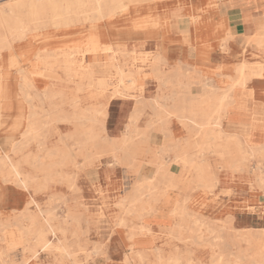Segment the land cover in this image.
<instances>
[{
  "label": "bare ground",
  "instance_id": "bare-ground-1",
  "mask_svg": "<svg viewBox=\"0 0 264 264\" xmlns=\"http://www.w3.org/2000/svg\"><path fill=\"white\" fill-rule=\"evenodd\" d=\"M149 1L155 0H23L10 5L15 6L12 8L15 19L4 15L0 9V242L4 243L0 248V257H7L11 251L21 248L24 257L19 264H31V258L37 257L42 251H58L61 261L82 264L76 259V246L79 243L69 244L67 239L70 233L79 235L83 218L70 205L66 216H58L52 204L57 200H65L63 195L53 194L46 207L41 205V196L49 192L50 181H74L77 174H69L64 169L76 167L80 171L91 168L100 156L106 154H113L115 161L138 171L142 164L138 157L146 152L150 131H167L172 117L181 122L190 136L184 144L177 141L163 151H176L173 161L194 171L193 181L197 186L212 190L216 183L206 159L194 161L187 152L188 146L192 145L200 147L202 155L216 151L228 161L237 158L240 162L246 157H256L258 165L263 168L259 173V185L264 190V145L257 147L249 144L250 135L245 127L242 131L232 133H226L221 128L229 103L225 102L224 93H219L217 88L206 83L209 75L218 78L221 69V66L218 71L205 69L206 63L216 61L210 58L209 48L218 44L217 38L224 31L227 33L220 43L225 50L231 38L226 26L225 6L239 4L240 0H156L154 7L148 6ZM165 4L169 7L162 9ZM72 13L84 14L86 22L81 27L66 25L60 30L65 36L59 40L53 34H45L43 40H37L36 30L45 27L50 21L65 19ZM182 16L188 17L197 59L194 64L184 57L176 61L193 65L190 68L186 66L185 73L165 72L164 65L169 61L167 43L179 31L178 18ZM187 35L185 40H188ZM255 41L257 45L262 43L258 38ZM16 42L18 46H15ZM150 42L157 45V50L152 53L149 72L143 64L130 65L126 60L123 64H116V61L111 60H118L116 55L108 58L106 66L100 64L101 54H137ZM147 53L151 52L140 56L142 62H145ZM77 56L81 57L77 59L80 63L76 60ZM246 66L243 63L236 72L238 77H231L233 86L245 85L251 78L264 75L263 64H258L256 70L250 72L244 70ZM112 68L116 69L118 76L117 86H123L115 87L113 95L129 89H138L140 93L127 124L130 130L119 138L101 135L106 130L104 120L100 119L107 115L105 106L92 105L72 113L63 108L67 104L76 108L79 92L86 88L91 90L88 95L90 100L103 96L108 85L102 82L106 85L99 87L95 75L98 72L107 73ZM56 69L61 70L62 75ZM147 75L156 78L162 91L150 101L141 97ZM53 79L56 82L76 81V87L71 93L63 89L55 90ZM193 82L200 84V92H192ZM30 88H35V95L42 99L40 106L31 104L33 95L29 92ZM25 101L30 103L28 114ZM148 105L152 117L146 128L140 129L138 121ZM39 110L44 112L46 120L39 119ZM58 122H63L68 131L60 136L61 143L49 147L52 134L50 127ZM257 122L264 123V111L258 115ZM98 123L100 128H97ZM195 135L199 138L192 140ZM70 140H74L77 148L70 147ZM34 145L45 152H24ZM80 157L83 159L81 164L78 161ZM161 157L156 155L149 161L156 167L153 175L134 181L128 193L119 201L125 215L118 218L116 231L125 236L130 249L135 248L136 240L154 237L155 233L146 223L162 213L159 207L161 201L177 187L176 177L161 161ZM24 166L30 170L26 171ZM145 185L147 188L143 190ZM14 186L19 187V190ZM73 187L79 190L76 185ZM26 192L30 195L20 208L23 193ZM187 202L188 199L177 200L171 209L175 219L171 230L173 238L182 239L183 231L188 230V224L193 222L197 229H202L199 237L209 241V248H225L230 255L225 264H264V230L257 233L248 230L231 238L229 232L224 231L228 228L226 224L219 230L210 224L202 228L204 222L188 212ZM4 207L13 209L7 211ZM214 230L218 232L207 238L205 231L211 233ZM52 236L56 240L51 239ZM241 242H245L246 246H240ZM233 244L239 246L236 255L228 250ZM177 247L168 257L164 246H157L149 252L138 249V257L141 264H146L151 258H154L153 264H165L166 261L172 264H195L191 257L179 254ZM99 251L100 248L96 247L95 252ZM248 251L253 252L245 257L244 253ZM221 261L218 258L212 264H221ZM5 264L13 263L7 261ZM124 264H133V258L128 253L124 255Z\"/></svg>",
  "mask_w": 264,
  "mask_h": 264
},
{
  "label": "crops",
  "instance_id": "crops-1",
  "mask_svg": "<svg viewBox=\"0 0 264 264\" xmlns=\"http://www.w3.org/2000/svg\"><path fill=\"white\" fill-rule=\"evenodd\" d=\"M225 7L226 26L229 28V33L231 34L230 41L227 43V48L225 50L220 40L226 36L227 31L221 33L217 38L219 41L218 44L215 47L212 46L209 48L210 58L216 61L205 64V69L209 71H218V67L221 66L218 78L212 79L210 84L217 88L219 93H224L225 102L229 103L222 118L221 128L226 133H232L238 132L246 126L248 127L250 135L248 139L249 144L258 143L264 145V123L259 124V122H257L258 115L264 111V75L251 78L245 85L234 84L233 86V79L231 78L238 77L236 72L243 63L247 65L244 69L246 72H250L254 69L256 70L258 64L264 65V0H240L239 4H228ZM184 20H187L186 27H184ZM178 25L179 31L176 32L172 40L167 43L166 52L167 58L169 59L167 64L171 66L169 70L173 72H178L180 66L184 69L186 66L190 68V66H193L192 64L195 63V58L197 59L195 43L192 42V32L190 30L191 26L189 25L188 17H179ZM185 35H187L188 40H185ZM256 38L262 40L261 45H257L255 41ZM189 40L191 41L189 42ZM150 44L153 45V42H150ZM156 50L157 45L154 44L151 52H155ZM181 57L186 58L192 64L188 62H176L180 60ZM151 82L156 87V94L150 98L145 97L147 101L152 100L162 93V91L159 90L158 82ZM102 84L103 86L106 85L105 83ZM191 90L194 93L200 92V84L193 82ZM120 101V99L113 100V102ZM109 102L111 103L112 101ZM109 102L108 104H110ZM134 107L135 104L129 112L124 113L123 119L125 122L122 123L124 125L123 134L127 130V124L130 122ZM148 109H151L149 105L146 106L144 114L138 121L140 129H144L148 120L152 117V110L148 111ZM147 113L150 115L146 116ZM143 118L146 119V122L142 125L140 122ZM66 132L67 131L64 133ZM123 134L112 138H119ZM189 136L188 130L176 117L171 118L167 126V131L159 129L151 130L148 142L145 146L146 152L138 157L142 160V164L138 171H134L135 178L133 182L144 178L146 179L153 175L156 167L151 165L149 161L155 158L156 154H160L162 156L160 158L161 161L165 163L169 171L174 174L177 182V187L169 192L171 199L170 203L164 202V199L161 201L159 207L161 206L163 210L169 212L175 206L177 200L188 199V205L186 207L188 212L194 215L199 213L204 214L207 216L205 222L210 225L217 224L216 222L219 221L222 224H226L228 226L227 230L234 231L236 235L248 230L253 233L264 230V190L261 189L259 185L260 175L258 171V159L256 157H246L243 161H240V163L237 158L228 161L219 156V165L213 164L210 160L208 161L206 159V165L210 167L209 170L215 177L216 186L213 188L212 194L211 190H204L194 183L193 178L195 173L192 169L185 168L182 164L173 161L176 151L171 150L167 152L165 150L166 153L162 151L165 147L173 146L177 141L184 144L185 139ZM193 139L195 138H192V140ZM196 147L197 146L194 145L188 146L187 152L193 157L194 161L202 162L195 157L194 149ZM78 161L80 164L83 163V159H78ZM95 165L96 162L93 166ZM214 167H218V169H214ZM185 169L191 171L192 174L186 176ZM81 171H79L76 177V186L79 187V190L75 192L77 198L93 192L91 182L95 180V175L93 174L90 175L91 180L89 178L84 179ZM87 183L88 185H86ZM113 184L114 187H120V181H114ZM188 184L191 185L185 188ZM14 187L19 190V187ZM143 188L145 190L147 185ZM0 191H2V188H0ZM28 195H30L29 192L23 193L24 198L22 204L19 206L20 208L24 206ZM57 195H63L65 196V200H68L65 192H60V194ZM70 208L75 212L78 208L80 209V207L77 206H70ZM3 209L10 211L13 207H4ZM63 210L66 212L68 208L64 207ZM155 217L153 219H155ZM155 232L161 234L158 229H156ZM137 241L139 240L135 241V248L145 250L137 247ZM207 249L208 248H198L194 250L193 256L190 255V252H187L186 255L191 257L194 261H203L207 256L206 254H208ZM213 262L212 255L210 262L204 263L212 264Z\"/></svg>",
  "mask_w": 264,
  "mask_h": 264
},
{
  "label": "rangeland",
  "instance_id": "rangeland-1",
  "mask_svg": "<svg viewBox=\"0 0 264 264\" xmlns=\"http://www.w3.org/2000/svg\"><path fill=\"white\" fill-rule=\"evenodd\" d=\"M23 1V0H0V9H2L4 15L11 16L12 19H15V16L12 12V8L15 6H10L11 4H14L16 2ZM159 3V2H158ZM157 4V1H149L148 6L154 7ZM178 4V3H177ZM169 7L168 5H164L162 9ZM85 15L84 14H71L70 16H67L65 19L57 20V21H50L46 24L45 27H41L40 29L36 30L35 35H37V40L41 41L43 36L45 34H53L58 38H63L65 35L63 32H60L61 29L66 28V25L72 26V27H81L85 22ZM187 26V20H184V27ZM43 40V39H42ZM61 44V43H60ZM19 43L16 42L15 46H18ZM154 45V44H153ZM153 45L149 43L147 47H145L141 52L134 54V53H128L127 55H121V54H114L110 53L109 56L107 54H101L99 55V61L100 64H105V62H108V58H113L114 55H116L115 59H111L112 61H116L115 63L120 65L123 64V62H128L130 65H144V68L147 72H149V65L151 63V56L152 53L151 50L153 49ZM147 53L145 62L141 61V57H143L146 52ZM112 55V56H111ZM141 56V57H140ZM80 56L76 57L77 59H80ZM78 63L79 60H77ZM106 66V64H105ZM108 66V65H107ZM171 66L169 64L164 65L165 72H169ZM60 75H62V71L59 69H56ZM110 72V73H108ZM107 73L98 72L95 75V81L97 82V85L99 87H102V82L107 83V89L103 96H100L99 98L95 100L89 99V93L90 89L86 88L85 90L79 92V102L77 103V107L74 108L73 105H65L63 108L66 112L72 113L75 110H82L87 109L91 107L92 105H103L106 108V117L101 116V120L103 119L106 125V130L104 132H101L102 136H108V137H117L121 134H123V124L125 120L122 116H124L125 112H129L136 100L140 97V93L138 89H129L126 91H123L122 94L113 95V91L115 87H123V86H117L118 84V76L116 73V69L112 68ZM113 72V73H112ZM182 74L185 73V69L180 66L179 71L177 73ZM113 77H112V76ZM168 77V76H167ZM212 75L206 77V83L207 85L211 86V80ZM115 80V81H114ZM56 79H53V87L55 90L63 89L66 92L71 93L75 87H76V81H58L56 82ZM151 81H156V78L147 75V78L145 80L144 84V90L141 94V97H153L156 94V87L151 83ZM150 82V83H149ZM127 85V83H126ZM97 86V87H98ZM212 87V86H211ZM149 88V89H148ZM197 89V88H196ZM29 92L31 95H33V100H31V104H35L40 106L43 101L40 97L35 95L37 92L35 88H30ZM153 92V93H152ZM113 93V94H112ZM154 94V95H153ZM108 96V97H107ZM120 99V102H113V100ZM109 101H112L111 103ZM128 101V102H127ZM56 102V101H55ZM108 102L110 104H108ZM25 111L27 114L29 113V105L30 103L25 101ZM121 108V109H120ZM108 110V111H107ZM124 110V111H123ZM151 109H148V111ZM40 115L39 119L44 121L46 120L44 112L39 110ZM149 116L150 114H146V116ZM108 116V119H107ZM120 117V118H119ZM119 119V120H118ZM118 120V121H117ZM146 119L143 118L141 120V124H145ZM119 126V127H118ZM115 127V128H114ZM51 138L49 140V147L53 146L55 144H59L60 142V136L65 132L68 131L64 127L63 122L53 123L51 125ZM97 128H100V123L97 124ZM108 128V129H107ZM122 128V129H121ZM146 128V127H145ZM245 129L248 130V127L245 126ZM127 130H130L127 128ZM126 130V131H127ZM109 132V133H108ZM121 133V134H120ZM42 137V135L40 136ZM194 138L198 139V135H195ZM70 147L77 148V145H75L74 140L69 141ZM245 147L248 145L243 144ZM253 145V144H252ZM257 147H260L262 144L256 143ZM100 146H104V144H101ZM196 146V145H195ZM106 147V146H104ZM40 152V154H43L44 150H39V147L37 145L31 146V148H27L24 152ZM163 151V150H162ZM201 148L196 147L194 149L195 157L197 159H207L210 160L213 164H218V158L219 155L216 151L213 152H207L205 154H200ZM166 153V151H164ZM168 152V151H167ZM144 154V153H142ZM140 154V155H142ZM139 155V156H140ZM157 155V154H156ZM155 155V157H156ZM160 156V154H159ZM82 159L81 157L79 158ZM139 159V158H138ZM154 159V158H153ZM140 160V159H139ZM210 162V163H211ZM218 167H214V169ZM258 171L259 173L262 172L263 168L258 165ZM24 169L26 171H29L30 168L28 166H24ZM65 172L69 174H79V171L76 167H69L64 169ZM81 171V170H80ZM185 169V175L188 176L192 174L191 171ZM83 174V178H90V175H95V180H93L92 183V190L93 192H90L88 194H84V196H80L79 198L76 197V190L74 189V185L76 184V180L74 181H56L49 183V192L44 193L41 196L40 202L43 207H46L49 198L53 194H60V192H65L66 196L68 197V200H57L53 202L52 205L56 207V210L58 212L59 217H64L67 215V211L65 212L64 207L68 208V206H77L78 208L76 212L80 216H82L83 221L81 222V225L79 226V235L73 236L71 233L68 234V243L69 244H75V242L79 243V246L77 247V253L76 259L80 261L82 264H124V255L125 253H128L133 258V264H141L142 261L138 257V249H130L128 246V242L124 235H122L120 232H117V222L118 218L123 217L125 215L124 213V207L119 205V201L122 197H124L128 191L131 189V186L133 184V180L135 178L134 176V170L130 169L127 165L115 161L113 154H106L104 156H100L97 161L96 165L91 168H86L81 171ZM99 175V176H98ZM260 175V174H259ZM114 181H120L119 186L120 187H114L113 182ZM88 185V183L86 184ZM90 185V184H89ZM144 190V188H143ZM213 194V189L211 190ZM170 195L166 196L164 198V202L170 203ZM177 202V201H176ZM175 202V204H176ZM188 205V202L186 203V207ZM162 213L157 214L155 219H151V221H147L146 224H149L153 232L155 233L154 237L145 238L143 240L137 241V247L140 249H145V251L149 252L150 250H154L157 248V246H164L165 248V255L171 256L172 251L174 250L175 246L177 247V251L179 254L183 255L184 257L190 258L187 254V252H190L191 256L194 254V250L198 248H208V254H206V258L203 261H194L195 264H206L204 262L209 263L211 256H213L214 262L217 261V259L221 258V264L226 263V259L229 258L230 255H228V252L225 251V248L218 249V247H215L214 249L209 248V241L200 239L199 234L202 231V229L199 230L197 227L194 226L193 222H190L189 229L186 231H183L182 239L178 240L172 237L171 230L174 226V216L171 214V210L165 211L161 208ZM194 217H198L202 219V222H204V226L202 228H206V225L208 224L205 222V216L204 214H195ZM217 224H213L212 226L215 229L223 228L222 223L219 221L216 222ZM72 226V225H68ZM160 230L161 234H158L155 232V230ZM228 231L231 238L236 237V233L231 230H224ZM218 232L217 230L211 231L206 233L207 238H210L211 235ZM172 237V238H171ZM51 239H55L54 236L51 237ZM169 240H171L169 242ZM206 241L208 244H206ZM3 242H0V248L3 247ZM76 245V244H75ZM240 246H246L245 242H241L239 244ZM80 247V248H78ZM100 248L99 252H95V249ZM82 248V249H81ZM235 255L239 253V246L237 244H233L228 249ZM185 251V252H183ZM183 252V253H182ZM253 251H248L244 253L245 257H248L249 254H252ZM185 254V255H184ZM28 256H31V254H26ZM216 255V256H215ZM219 256V257H218ZM234 256V255H233ZM24 257V252L21 248H17L10 252L9 256L7 257H0V264H5L7 261L13 264H19ZM232 258V257H231ZM31 264H67L70 261H61L60 260V254L58 251H42L37 257L31 258ZM246 260V259H244ZM5 261V262H4ZM154 258H151L146 264H153ZM213 262V263H214ZM165 264H172L170 261H166Z\"/></svg>",
  "mask_w": 264,
  "mask_h": 264
}]
</instances>
